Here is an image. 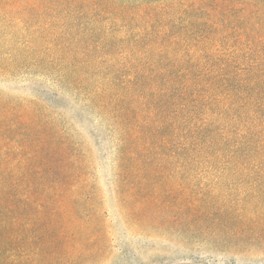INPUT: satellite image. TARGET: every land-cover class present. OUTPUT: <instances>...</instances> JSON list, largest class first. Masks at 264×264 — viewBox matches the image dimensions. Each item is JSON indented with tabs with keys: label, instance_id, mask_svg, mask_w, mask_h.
<instances>
[{
	"label": "trees",
	"instance_id": "16d2710c",
	"mask_svg": "<svg viewBox=\"0 0 264 264\" xmlns=\"http://www.w3.org/2000/svg\"><path fill=\"white\" fill-rule=\"evenodd\" d=\"M84 124L128 229L264 258V0H0V264L102 252Z\"/></svg>",
	"mask_w": 264,
	"mask_h": 264
},
{
	"label": "rangeland",
	"instance_id": "374dc122",
	"mask_svg": "<svg viewBox=\"0 0 264 264\" xmlns=\"http://www.w3.org/2000/svg\"><path fill=\"white\" fill-rule=\"evenodd\" d=\"M33 86L29 85L25 91H33ZM88 127H91L92 123ZM81 132L86 138L95 162L97 187L100 196L94 197L90 207L106 212L107 217L96 219L95 223L100 230L98 243L102 252L85 260L81 257L79 250L77 259L71 260L67 257L68 264H264V258L260 256L242 257L238 262L233 263L227 256H218V263L212 261L197 262L190 259L191 256L207 257L210 255L208 247V237L194 234L188 231H177L175 225H159L152 232L143 229L130 230L121 216L116 212L114 198L112 195V185L110 173L113 161L111 145H98V137L85 126L81 127ZM102 199V200H101ZM220 203V199L217 201ZM99 207V208H98ZM82 217V216H81ZM62 222H65L62 220ZM63 263H67L64 261Z\"/></svg>",
	"mask_w": 264,
	"mask_h": 264
}]
</instances>
